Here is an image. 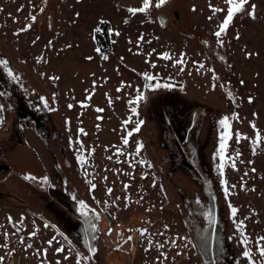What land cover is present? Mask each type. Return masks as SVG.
Listing matches in <instances>:
<instances>
[{"label": "rangeland", "instance_id": "374dc122", "mask_svg": "<svg viewBox=\"0 0 264 264\" xmlns=\"http://www.w3.org/2000/svg\"><path fill=\"white\" fill-rule=\"evenodd\" d=\"M252 2L257 4V18H236L222 37L221 47L213 33L223 13L217 14L219 19L209 20L208 16L212 14L209 3L223 8L224 0H168L162 8L152 7L148 14L135 16L127 9L140 7L142 0H0V59L8 60L20 77L11 81L0 68V93H4L0 95L4 106L0 112L4 120L0 126V241L8 245L0 248L4 264H41L42 257L33 253L45 248V264L57 260L75 264L76 252L91 257L83 264H158L155 247L145 252L148 240L164 243L177 236L187 237L191 243L187 248L184 240L176 241L177 248L165 244L161 249L169 257L165 264H247L234 236L227 201L239 209L238 219L250 217L245 220V232L253 240L249 247L256 264H264L254 243L264 236V145L253 155L250 126L254 122L264 136V0ZM32 16L36 17L34 23ZM101 19L109 21L106 34ZM29 24L28 31L20 32ZM97 26L102 32L93 31ZM108 29L121 35H110ZM141 35L144 42L138 45ZM248 52L254 55L248 58ZM164 53L172 59H161ZM182 54L185 64L173 66ZM88 56L93 59L87 60ZM200 64L204 68L198 71ZM209 69L218 80H213ZM145 72L172 88H144L141 74ZM52 76L60 79H48ZM137 89L145 99L131 104ZM229 91L234 100L228 98ZM23 97L28 99V107ZM21 103L25 104L22 108ZM234 113L239 120H231L233 133L238 131L250 139L236 143L233 135L228 141L221 177L219 157L214 159L223 131L218 122ZM139 120L144 121L140 131L125 146L123 138ZM202 120L207 126L211 123L209 129ZM80 128L86 136L79 134ZM184 134L188 135L186 146ZM77 140L84 146L79 153ZM138 143L143 148L137 155ZM195 144L201 154L195 151L199 157L194 165L182 152ZM77 154L86 159L85 165L77 161ZM233 160L235 168L231 167ZM26 175L36 180H25ZM221 179L228 181L227 198ZM88 181L96 185L95 190ZM205 182H209L207 187ZM108 188L113 190L111 195ZM81 200L92 210L90 217H99L91 221L97 231L87 234V241L97 249L94 255L84 245L88 225L78 210ZM209 210L215 223L202 215ZM9 216L14 222L24 218L22 224H16L21 229L17 235H12L15 229L8 223ZM45 222L56 227L45 229ZM34 228L39 232L29 239ZM144 229L147 238L140 236ZM129 235L133 239L125 243ZM20 236L33 248L25 251ZM53 236L56 241L49 247L46 242ZM68 241L74 252L67 250ZM57 246H64L65 252L56 253ZM64 255L70 259L64 260Z\"/></svg>", "mask_w": 264, "mask_h": 264}, {"label": "snow or ice", "instance_id": "6c2138e0", "mask_svg": "<svg viewBox=\"0 0 264 264\" xmlns=\"http://www.w3.org/2000/svg\"><path fill=\"white\" fill-rule=\"evenodd\" d=\"M167 3H168V0H155L154 4H153V0H142V5L140 7H129L127 9V12L129 14H131L132 16H135L137 13L148 14L151 11L152 7H155L157 9H159V8H162L163 6H165ZM224 5H225V7L221 8V7L214 6L211 3H209V8H210L212 14L210 16H208L209 20H212L213 17H216L217 19H219V16L217 14L223 13V19L217 25V30L213 33V35L216 37L217 43L221 47L224 46V41H223L222 37L226 36L228 34V30L233 25V22H234V20L236 18H238L240 16H247V17H249V18H251L253 20H255L257 18V15H256L257 4L253 3L252 0H224ZM18 10H22V9H18ZM195 10L196 9L193 8V11H195ZM41 11H43V9H41ZM31 19H32V21L34 23L35 20H36V17L32 16ZM108 23H109V21H106V20H103V19H101L99 21V24H101V25H106ZM124 23H128V21L125 20ZM31 26L32 25L29 24L26 27L21 28L20 32L28 31L31 28ZM93 31L95 33H100V32H102V29L99 26H97L96 28H94ZM20 32L16 33V35H19ZM108 32H109L110 35H115L117 37L121 35V33L119 31H116V30H113V29H108ZM239 38H240L239 35H237L236 39L238 40ZM93 39H95V36H93ZM141 42H144L143 35H141L138 38L137 44L139 45ZM33 43H35V41ZM129 43H131V41H129ZM147 43H151V41H147ZM204 43H207V42L205 41ZM68 47H71V45H68ZM95 51L97 53L101 52V50L99 48L95 49ZM153 51H155V50H153ZM246 55H247L248 58H251L254 55V53L248 52V53H246ZM255 55H258V53H255ZM108 58L109 57L107 55H103L102 54V59L108 60ZM160 58L164 59V60H171L172 56L169 55L168 53H164V54H161ZM219 58L222 61L225 59L223 56H221ZM40 59H42V58H40ZM40 59L37 60L38 63L40 62ZM86 59L87 60H92L93 57L88 56V57H86ZM121 59H123V58H121ZM184 64H185V59H184V56L182 54L179 59H176L174 61L173 66L184 65ZM151 67L155 68L156 65L152 64ZM0 68H2L4 70V72L6 73L7 77L11 81L15 82V81H18L20 79V77L18 75H16L14 73L13 69L9 66V61L8 60L0 59ZM203 68H204V65L200 64L199 68L197 70L199 71V69H203ZM183 70H184L183 67L179 68V71L182 72ZM209 71H213V77H212L213 80H218L219 79V77L214 74V70L209 69ZM41 75L43 76L44 74L42 73ZM141 75H142L143 80L145 81L144 88L152 89V90H157V89H160V88H166V89L172 88L171 84L160 83L156 76L150 75L147 72L142 73ZM48 79L56 81V80H59L60 78L56 77V76H52V77H48ZM154 80H156L157 82L155 84L151 83ZM243 83L244 82L241 80V84H243ZM126 87H131V86L127 85ZM212 87H213V89H215L216 85L213 84ZM221 87H224V85H221ZM121 90H122L121 88L117 89V91H121ZM136 91H137V95H136L135 100L129 102L131 104H138L140 101L145 99V96L140 91V89H137ZM0 95H4V93H0ZM227 95H228V98L230 100H234V97H233V95H232V93L230 91L227 93ZM41 99H43V98H41ZM53 99H55V94H53ZM88 99H91V96H89ZM248 102L252 103V99L249 98ZM44 106L46 108L48 107V102L46 100L44 101ZM81 106L82 107H87L88 105L82 104ZM68 107L71 109L73 107V105L69 104ZM3 110H4V106L0 105V112H2ZM53 110H55V109H53ZM95 111L99 113V112H103V109L102 108H96ZM131 111L133 112V114H136L137 113V108L133 107L131 109ZM253 115L255 116L256 114L254 113ZM100 118L101 117H97V119H100ZM232 119L239 120L238 113H234L232 117L224 116L219 121V125H220L221 129H223V131L221 132L220 137H219V147H218L217 152L214 155V159L217 156L219 157L220 162L217 165V170H218V172H219L221 177L224 176V168H225V162H226V152H227V149H228V146H229L228 145V141L233 138V135H235V142L236 143H239L241 140L248 141L250 139L248 136L242 135L238 131L233 133L232 125H231V120ZM129 122L130 121H125V124H127ZM3 123H4V120H3L2 117H0V126H2ZM143 123H144L143 120H139L136 123L135 128L132 129L131 131L127 132V136H125L123 138V144L125 146H127L128 143H129V139L128 138L131 137L134 132H139L141 126L143 125ZM66 124H69V122L66 121ZM250 126L253 129V131H254V139L251 140V143L253 145L252 153H253V155H255L257 153V150L261 147V145H264V136H262L260 130L257 128V125L254 122H250ZM68 130L71 131V128L69 127ZM79 134L85 135V136L87 135V133L84 131L83 128L79 129ZM70 143H71V139H70ZM76 143L80 145V148L77 150L78 153H79L83 149L84 146H83L82 142L79 141V140H77ZM142 148H143V144L142 143H138L137 148H136V154L137 155L139 154V152H140V150ZM91 151L94 152V149L91 150ZM117 154L118 155L122 154L120 149H117ZM235 155H236V158H239L240 153L236 152ZM76 159L82 166L87 163L86 159L81 154H77ZM109 159H111V157H109ZM228 159H230V157ZM140 163H144V161H140ZM249 163H252V161H249ZM231 167L235 168V161L234 160H233V163L231 164ZM255 171H256V169L252 168V172H255ZM244 175L247 176L248 173H244ZM24 179L25 180H29V181H34V180H36V177L31 176V175H26V176H24ZM105 179H107V178H105ZM47 182H48L47 181V177H45L44 180H43V183L46 184ZM88 183L91 185V190H95L96 185L94 183H92L91 181H88ZM220 183L222 185H224L223 192H224L225 197L227 198L230 195V189H229V186H228V181L226 179H221ZM152 186L155 187L156 185L153 184ZM124 187H125V189H127L129 187V185L126 184V185H124ZM231 187L234 188L235 185H232ZM112 191L113 190L111 188H108L107 189V194L111 195ZM73 198L75 199V197H73ZM141 199H143V197H141ZM97 203H99V201H97ZM137 203H139V201H137ZM196 203L197 204L200 203L199 199H197ZM227 206H228V208L230 210V218L232 219L233 224L235 226L234 236L236 238V241H237L238 245H240L241 248H242L241 255H242V257L245 260H247V264H256V261L253 259L252 250L249 247V245L253 243V240L245 232V229L247 227L246 224H245V220L250 219V217H245L244 219H238V211H239V209L237 207H235L230 201H227ZM78 210H79L80 216L85 218V223L88 225V227L85 228V233L86 234H90V233L94 234L97 231V228H96L95 223H92L91 221L93 219H99V217L98 216L90 217L89 216V212L92 211V210L89 209L88 205L82 200L79 201V209ZM202 215L205 216V218L208 220V222L210 224L215 223V220H214V217H213V214H212L211 210H209L208 212L202 213ZM7 219H8V223L12 224L13 228L15 229V231L12 233V235H17L21 231V229L16 227V224L17 223L22 224L24 218L21 217L18 222H14L13 218L11 216H9ZM0 227H2V226H0ZM43 227L45 229H47L49 227L55 228L56 226L55 225H49L47 222H45ZM164 227H165V229H167L168 225H165ZM38 232H39V228H34V230L31 231L28 234L29 239L33 238V237H36ZM57 232H58V234L60 236H64V233L63 232H59L58 229H57ZM109 234H110V230H109ZM3 235H4L5 238L9 237V233H7V232H5ZM147 235H148V230L147 229H144V230L140 231V236L141 237L147 238ZM160 235L162 236V235H164V233L161 232ZM231 238L232 237H230V239ZM64 239L67 240V237H64ZM91 239L95 240L96 236L95 235H91ZM132 239H133L132 236L129 235L124 242L128 243ZM177 240H184L185 241V244H184L185 248H187L188 245L191 243V241H189L187 239V237H184V236H177L174 239L166 240L164 243H155L154 244L152 240H148V245L149 246L145 248V252H148V251H150L152 249V247H155L156 250L159 252V255L155 258L156 261L158 262V264H165V262L169 260V257L164 251H161V249H164L165 244H167V243H170L173 248L179 247V245L176 243ZM54 241H56V237L55 236H53L51 239L47 240L46 243H47V245L49 247H51V246H53ZM19 243L21 245H25L24 237H22V236L19 237ZM207 243H208L207 240H205L204 241V246L205 247H207ZM254 243L256 245V250L258 251L260 257L264 258V236L257 237L255 239ZM68 245H69V247H68L67 250L69 252H74L75 248L72 245L71 241H68ZM7 247H8V245L6 243L0 241V248H7ZM32 248H33V244H31V243H27L25 245V251H27L28 249H32ZM54 251L56 253H64L65 252V247L64 246H57V247L54 248ZM88 251L91 252L94 255L96 253L97 249L95 247L90 246L88 248ZM11 254H12V252L9 251V255H11ZM33 254L42 257L41 264H45V260L47 258V254H48V249L47 248H45L43 250L37 249ZM181 254L182 253L177 252V255H181ZM63 259L67 261V260L70 259V257L68 255H64ZM90 259H91V257H89L87 255H82L79 252L75 253V264H83L84 261H89ZM4 261H5V257L4 256H0V264H4ZM56 264H61V261L57 260Z\"/></svg>", "mask_w": 264, "mask_h": 264}, {"label": "trees", "instance_id": "16d2710c", "mask_svg": "<svg viewBox=\"0 0 264 264\" xmlns=\"http://www.w3.org/2000/svg\"><path fill=\"white\" fill-rule=\"evenodd\" d=\"M103 26V30H104V32H105V34L107 33V24L106 25H102ZM22 102L23 103H25V102H27L28 103V99H26V98H24L23 97V99H22ZM26 104V103H25ZM25 104H19V106L22 108L23 107V105H25ZM26 106H27V104H26ZM28 107V106H27ZM203 121V120H202ZM219 123V122H218ZM203 125H205V127H208V129L210 128V126H211V123L210 124H208L209 126H207V124H206V122L205 121H203ZM219 125V124H218ZM220 126V125H219ZM218 126V127H219ZM201 130H202V127L198 130V132H197V137L199 136L198 134L201 132ZM183 140H182V142H184V145L186 146L188 143L186 142L187 141V138H188V135H186V134H184L183 135ZM180 140V139H179ZM202 140V139H201ZM201 140H199L200 141V143L201 142H203V141H201ZM205 141V140H204ZM180 142V141H179ZM196 146H198V144H195L193 147H191L190 146V148L187 146V147H184L183 148V154H185L184 155V157L188 160V162L189 163H191V164H196L195 163V161H196V158L197 157H199V156H197V154H198V152L201 154V151H200V149H199V147H197L196 148ZM191 148H193V149H191ZM195 151H198V152H195ZM195 153V154H194ZM203 158H204V156H202ZM201 157V158H202ZM204 163V162H203ZM205 166H206V163H205ZM206 169H207V167H206ZM205 170V169H204ZM207 170H205V172H206ZM188 175H190V173H188ZM194 177V176H193ZM205 180V179H204ZM208 183L209 182H205V185H206V187L208 186ZM185 197V195H183L181 198H180V200L181 201H183V199H185L184 198ZM88 236H87V234L86 233H84V245H85V247L88 249L91 245H92V243L90 242V240L89 241H87V239H89V238H87ZM87 243V244H86ZM76 245H78V244H76ZM79 246V245H78ZM87 251V253H89V254H91V252H89L88 250H86Z\"/></svg>", "mask_w": 264, "mask_h": 264}]
</instances>
